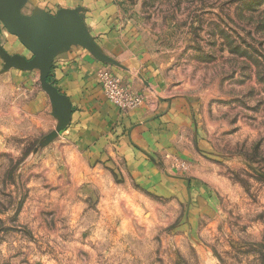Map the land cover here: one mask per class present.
Wrapping results in <instances>:
<instances>
[{"label":"rangeland","instance_id":"rangeland-1","mask_svg":"<svg viewBox=\"0 0 264 264\" xmlns=\"http://www.w3.org/2000/svg\"><path fill=\"white\" fill-rule=\"evenodd\" d=\"M103 2L120 54L150 56L191 108L189 158L158 163L159 189L88 163L54 104L32 108L43 74L32 93L0 62V264H264V0Z\"/></svg>","mask_w":264,"mask_h":264},{"label":"crops","instance_id":"crops-1","mask_svg":"<svg viewBox=\"0 0 264 264\" xmlns=\"http://www.w3.org/2000/svg\"><path fill=\"white\" fill-rule=\"evenodd\" d=\"M29 1L20 8L21 18L33 19L37 27L46 24L37 17L39 12L44 19L58 20L53 30L56 35L48 47L53 57L48 82L58 96L46 90L47 94L32 101V108L50 110V104H54L61 139L88 163L112 168L119 177L131 179L142 188H158L162 179L157 166L161 160L166 164V159L174 156L189 158L185 152V133L193 124L189 105L182 96L167 90L150 56L120 54L124 45L118 40L119 21L114 6L103 0H55V11L31 6ZM82 6L86 9L87 30L79 25L78 16L84 15ZM27 7L32 8L31 12L25 11ZM80 33L89 41L78 37ZM0 41L2 68L10 67L13 79H29V90L40 93L33 85L37 72L42 75V66L35 62L36 54L1 27ZM109 60L113 64L107 63ZM106 64L133 91L146 96L142 106L124 113L108 101L97 79L99 69ZM203 192L199 190V195Z\"/></svg>","mask_w":264,"mask_h":264},{"label":"water","instance_id":"water-1","mask_svg":"<svg viewBox=\"0 0 264 264\" xmlns=\"http://www.w3.org/2000/svg\"><path fill=\"white\" fill-rule=\"evenodd\" d=\"M28 0H0V22L3 23L8 32L15 35L19 40L31 49L36 54V60L38 64L42 66V74L44 77V88L56 98L58 96L57 90L52 87L48 82V77L53 65V57L48 50L52 42V38L56 35L53 31L57 23V18L48 17L40 12L37 13L38 18H42L45 21V26L37 27L32 24L33 19H26L20 17V8ZM83 17V16H82ZM80 26L82 28L83 18L78 16ZM82 32V31H80ZM81 37L83 41H89V38L83 33L77 35ZM51 41V42H50ZM84 44H87L85 43ZM109 64H113V61H107Z\"/></svg>","mask_w":264,"mask_h":264},{"label":"built area","instance_id":"built-area-1","mask_svg":"<svg viewBox=\"0 0 264 264\" xmlns=\"http://www.w3.org/2000/svg\"><path fill=\"white\" fill-rule=\"evenodd\" d=\"M97 79L108 101L124 113L131 112L146 102L144 94L133 91L108 67L103 66L99 69Z\"/></svg>","mask_w":264,"mask_h":264}]
</instances>
